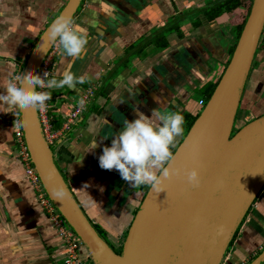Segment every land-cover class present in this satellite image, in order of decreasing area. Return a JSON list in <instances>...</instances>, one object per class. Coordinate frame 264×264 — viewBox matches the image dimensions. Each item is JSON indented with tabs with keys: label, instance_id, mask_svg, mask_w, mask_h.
<instances>
[{
	"label": "crops",
	"instance_id": "1",
	"mask_svg": "<svg viewBox=\"0 0 264 264\" xmlns=\"http://www.w3.org/2000/svg\"><path fill=\"white\" fill-rule=\"evenodd\" d=\"M67 1L0 0V264H60L57 238L25 178L4 96ZM212 1L82 0L72 20L84 30L85 49L75 59L61 50L53 61L56 80L68 71L77 81L71 88L54 87L62 99L94 88L76 125L53 145V159L89 221L117 253L149 187H132L115 169H101L98 157L136 109L146 115L178 112L188 130L200 112L198 101H207L230 59L236 26L245 15L239 6L208 20L200 11ZM170 21L169 33L152 37ZM238 108L246 114L243 125L264 114V29ZM183 137H177L173 152ZM93 140L97 147L88 151ZM263 249L264 187L221 261L249 264ZM82 253L84 264H94L88 251Z\"/></svg>",
	"mask_w": 264,
	"mask_h": 264
},
{
	"label": "water",
	"instance_id": "2",
	"mask_svg": "<svg viewBox=\"0 0 264 264\" xmlns=\"http://www.w3.org/2000/svg\"><path fill=\"white\" fill-rule=\"evenodd\" d=\"M81 1L68 0L53 20L73 19ZM50 24L35 42L21 75L38 74L54 44L47 43ZM263 29L264 0H252L220 79L174 151L172 166L181 174L165 179L159 192L148 188L119 253L98 234L69 190L54 162L53 147L44 139L36 108H18L26 149L40 183L94 264L220 263L264 187V114L234 129ZM192 167L199 169L198 188L183 174ZM263 263L264 249L249 264Z\"/></svg>",
	"mask_w": 264,
	"mask_h": 264
},
{
	"label": "clouds",
	"instance_id": "3",
	"mask_svg": "<svg viewBox=\"0 0 264 264\" xmlns=\"http://www.w3.org/2000/svg\"><path fill=\"white\" fill-rule=\"evenodd\" d=\"M58 42L62 53L70 58L79 57L85 49L87 37L81 26L72 19L59 16L47 29V43ZM42 49L47 51L44 43ZM150 74V70H149ZM47 77V73H44ZM73 74L65 71L62 79H41L39 74L18 75L6 86L4 100L10 108L18 107L43 109L50 96L38 88L73 87ZM16 116L18 115L15 112ZM21 125L24 121H20ZM184 117L178 112H160L156 110L145 114L135 110V118L125 120L122 129L113 136L110 145L102 148L98 157L101 169L118 171L120 177L132 187L148 186L155 192L164 189V181L173 175H180L182 170L173 167L175 159L172 149L176 147L177 137L183 134ZM97 147L93 140L88 148ZM187 182L198 188L201 184L199 169H184Z\"/></svg>",
	"mask_w": 264,
	"mask_h": 264
},
{
	"label": "built area",
	"instance_id": "4",
	"mask_svg": "<svg viewBox=\"0 0 264 264\" xmlns=\"http://www.w3.org/2000/svg\"><path fill=\"white\" fill-rule=\"evenodd\" d=\"M61 55L58 42H54L50 51L43 60L38 74L41 79H52L53 61ZM47 77H44V73ZM53 76V77H52ZM38 91H45L50 99L45 102L43 109L36 108L38 120L42 134L46 143L53 145L64 136L66 132L76 125L79 117L84 113L91 98L94 96V88L87 86L83 88L76 97H69L67 100L61 98L62 92L55 91V88H38ZM63 97V96H62ZM200 111L205 105V101L199 100ZM10 108V107H9ZM15 112L18 114L16 116ZM12 132L18 146V157L21 160L25 178L31 183L35 191V199L47 217L58 241V247L62 252L60 264H84L83 250L87 248L83 241L69 227L65 219L61 216L45 193L35 168L30 160L29 154L23 138L22 126L18 107L10 108L9 114ZM219 264H225L220 261Z\"/></svg>",
	"mask_w": 264,
	"mask_h": 264
},
{
	"label": "trees",
	"instance_id": "5",
	"mask_svg": "<svg viewBox=\"0 0 264 264\" xmlns=\"http://www.w3.org/2000/svg\"><path fill=\"white\" fill-rule=\"evenodd\" d=\"M251 2L252 0H248V2H246L245 4V0H215V1H212V2H209L203 9H201L200 12H202L205 17L208 19V20H212L214 18H216L217 16H219L221 13L223 12H231L233 11L234 9H236L237 7L239 6H244L245 7V15L244 17L242 18L241 22L236 26V35H235V40H234V44H233V47L231 48L230 52L232 54L233 52V49H234V46H235V43L238 39V36L242 30V27L244 25V22L246 20V17L249 13V9H250V6H251ZM244 4V5H242ZM173 25H174V21H170L169 23H167L163 28H161L160 30H157L155 35H153L152 37L156 38V35L158 33L161 34L160 37H163L165 36L167 33H169L173 28ZM166 43V41L164 42V44ZM258 49V48H257ZM215 87V85H214ZM214 87H212L211 89L208 90V93H207V97H209L212 93V91L214 90ZM206 103V102H205ZM200 113V112H199ZM199 113H197L196 116H194L193 118L190 119L189 123H188V128H190V126L192 125V123L194 122V120L197 118V116L199 115ZM94 227V226H93ZM95 228V227H94ZM96 229V228H95ZM97 230V229H96ZM98 232V231H97ZM99 234V232H98ZM236 234V233H235ZM100 235V234H99ZM101 236V235H100ZM234 238V237H233ZM233 240V239H232ZM231 244V242H230ZM229 244V245H230ZM229 247V246H228ZM113 250V249H112ZM114 251V250H113ZM117 253V252H116Z\"/></svg>",
	"mask_w": 264,
	"mask_h": 264
},
{
	"label": "rangeland",
	"instance_id": "6",
	"mask_svg": "<svg viewBox=\"0 0 264 264\" xmlns=\"http://www.w3.org/2000/svg\"><path fill=\"white\" fill-rule=\"evenodd\" d=\"M52 74H53V71H52ZM53 77V76H52ZM54 78V77H53ZM52 78V79H53ZM196 94H198V95H196L194 98L196 99L198 96H199V94H200V91H198ZM246 116V114L244 113V111L243 110H240L239 108H238V110H237V114H236V118H235V123H234V129L235 130H237L240 126H242L243 125V123L245 122V120H244V117ZM246 120H250V118H248V117H246ZM187 132L188 131H186V130H184V132H183V135L185 136L186 134H187Z\"/></svg>",
	"mask_w": 264,
	"mask_h": 264
}]
</instances>
